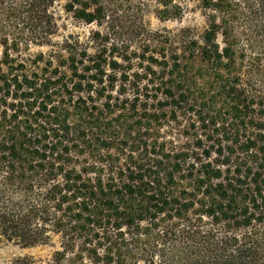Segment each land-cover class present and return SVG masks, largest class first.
Wrapping results in <instances>:
<instances>
[{
    "label": "trees",
    "instance_id": "16d2710c",
    "mask_svg": "<svg viewBox=\"0 0 264 264\" xmlns=\"http://www.w3.org/2000/svg\"><path fill=\"white\" fill-rule=\"evenodd\" d=\"M61 2L76 23L126 11L147 32L187 11L0 0V244L49 246L43 264H264V0H199L200 33H142L130 56L98 31L53 43ZM20 25L46 56L23 55Z\"/></svg>",
    "mask_w": 264,
    "mask_h": 264
},
{
    "label": "rangeland",
    "instance_id": "374dc122",
    "mask_svg": "<svg viewBox=\"0 0 264 264\" xmlns=\"http://www.w3.org/2000/svg\"><path fill=\"white\" fill-rule=\"evenodd\" d=\"M185 8L187 11L181 20L160 22L153 16H147L146 20L149 21V31L143 29L137 30L139 19L135 18L128 12H124L122 16H116L110 19L107 25L97 27L96 25H84L74 22L69 16H66L61 5L56 4L53 7V13L60 25L58 35L52 39L53 43L61 41V37L66 33H72L80 36L83 42H87L93 36V33L98 31L100 35L108 34V47L111 45L114 50L116 49L119 54L130 56L131 54L142 55V50H145L146 44H141L142 33L143 36L153 37L159 39L164 35L172 37L176 35L182 28L190 27L196 33H200L204 28V20L198 7L199 0H185ZM135 21V22H134ZM107 28V29H106ZM13 32L14 37L20 43V50L24 56H31L34 58L36 55L42 53L46 56L50 48L48 46H36L32 43L30 31L23 27L18 26ZM140 36V37H139ZM90 52L93 53L97 47L95 42H90L88 45ZM152 49L151 46H149ZM149 49V48H148ZM133 56V55H132ZM53 253V249L49 246H41L35 248L21 249L12 243L0 244V264H9L19 257H32L33 264H43L47 261Z\"/></svg>",
    "mask_w": 264,
    "mask_h": 264
}]
</instances>
